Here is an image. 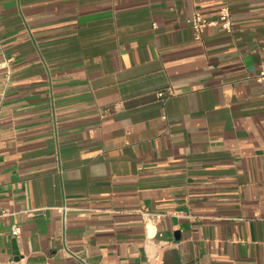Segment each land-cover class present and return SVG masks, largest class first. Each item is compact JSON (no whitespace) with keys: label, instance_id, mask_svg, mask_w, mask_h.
<instances>
[{"label":"crops","instance_id":"crops-1","mask_svg":"<svg viewBox=\"0 0 264 264\" xmlns=\"http://www.w3.org/2000/svg\"><path fill=\"white\" fill-rule=\"evenodd\" d=\"M263 63L264 0H0V264H264Z\"/></svg>","mask_w":264,"mask_h":264},{"label":"built area","instance_id":"built-area-1","mask_svg":"<svg viewBox=\"0 0 264 264\" xmlns=\"http://www.w3.org/2000/svg\"><path fill=\"white\" fill-rule=\"evenodd\" d=\"M188 22L191 24L194 31L196 32V37L198 39H200L203 36L206 28L210 26L220 25L223 29L227 31H231L232 24H233L232 10L229 5L222 7L220 14L218 16V19L216 20H209L205 18L204 16H202L201 14L196 13L193 17L188 19ZM257 80L260 82L264 81V63L262 64V68H261L260 74L257 77ZM163 95H164L163 93L160 94V96H163ZM67 210L68 208L66 207L61 209V211L65 213L64 215H66ZM21 232L22 231L18 225L13 226L12 228L13 236L19 237L21 235Z\"/></svg>","mask_w":264,"mask_h":264}]
</instances>
